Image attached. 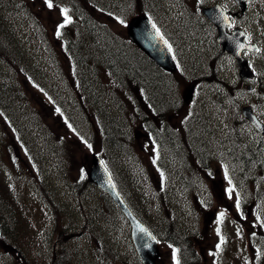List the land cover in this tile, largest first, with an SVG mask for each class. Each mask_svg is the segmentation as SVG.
Here are the masks:
<instances>
[{
  "label": "rangeland",
  "instance_id": "1",
  "mask_svg": "<svg viewBox=\"0 0 264 264\" xmlns=\"http://www.w3.org/2000/svg\"><path fill=\"white\" fill-rule=\"evenodd\" d=\"M2 1L9 5H0V40L4 41L3 34H12L24 54L30 56L32 65L45 69L37 83L31 79L28 82L20 70L15 71L0 59V81L12 83L21 94L16 103L9 94L0 96L10 99L8 104L13 110L23 99L29 114V119L13 116V126L0 116V191L13 192L24 213L25 221H19L17 208L18 241L23 245L26 239L29 264H47L48 245L59 230L64 240L58 252L65 255L55 257V264H141L124 218L115 208L111 210L104 195L88 183L87 165L94 154L103 159L129 205L155 233L159 241L157 264H177L173 242L181 252L178 264H190V255L182 243L185 236L191 238L189 244L195 254L201 252L203 264H225L221 257L228 242L229 252L224 261L228 258L230 264H254L263 255L260 264H264V143L259 147L260 137L243 122L237 126L234 119L237 107L247 102L264 122V2H255L259 23L253 26L255 30H249L260 52L250 58L245 55L263 83V87L255 86L258 93H254L235 83L238 76L234 60L218 55L207 30H191L193 26L202 28L199 17L201 25L196 24L194 15L199 5L216 1L230 4L229 0H181L187 12L180 23L177 0H126L124 12L129 17L140 10L156 20L163 29L158 31L179 62L180 70L170 80L173 98L178 97L188 107H182L181 116L168 117V125L186 134L188 141L180 144L179 136L172 134L167 136L174 137L170 148L157 149L144 132L142 114L148 112V106L142 93L123 85L107 67L100 65L96 67L97 79L92 90L100 98L99 107L109 112L117 133L125 139L124 146L115 149L100 145L94 133L97 119L78 115L80 108L73 100L69 109L74 114L77 132L58 111V105H62V110L67 108L59 95L62 91L58 78L65 69L61 62L56 67L49 63L46 40H55L51 50L61 52V44L56 41L58 30L64 24L65 29L81 30L76 15L68 14L63 20L61 9L67 8L66 1L59 8H50L45 0H0V4ZM75 7L89 14L92 11L88 0H78ZM100 21L107 22L103 18ZM29 30L40 33V42L31 39ZM112 30L125 35V26L117 21ZM210 58L217 61L213 78L209 77L207 66ZM65 68L72 73V67ZM54 75L59 81L53 79ZM219 79L227 83L226 90ZM191 84H195L196 91L189 104L183 98ZM79 93L83 98L86 90L80 89ZM169 98L172 99L171 94ZM19 121L27 130L26 145L17 140L15 125ZM230 126L235 127L236 139L230 144L234 150L246 143L258 158V168L252 174L240 175L244 182L241 192L224 186L227 171L232 177L238 173L236 159L227 155L229 144L224 139L231 136ZM183 146H187L188 153L208 156L200 161L203 172L193 167L192 157L191 164L184 160L187 154ZM186 163L191 166L190 174ZM160 178L166 189L163 192L158 190ZM224 188L230 192H222ZM237 195L244 207L241 214L230 208L236 205ZM49 199L54 203L52 207ZM211 212L214 217L205 227L204 217ZM19 245L18 264L19 258L25 261Z\"/></svg>",
  "mask_w": 264,
  "mask_h": 264
},
{
  "label": "trees",
  "instance_id": "2",
  "mask_svg": "<svg viewBox=\"0 0 264 264\" xmlns=\"http://www.w3.org/2000/svg\"><path fill=\"white\" fill-rule=\"evenodd\" d=\"M61 1L64 3V0ZM65 1L67 6V8H65L67 10L66 13L77 16L81 30L65 29L64 24L60 28L61 30H58V34L56 35V41H59L61 44V52L59 50H56V52L51 50L55 47V40H52L51 38L47 37L46 46L47 52H49V63L53 67H56V64L61 62L63 68L67 70H63V72L58 74V78L60 79L59 86L62 91L59 95L66 101L67 106L65 110H62V105H58V111L60 114L63 113L65 115L64 120L66 124L73 131L77 132L74 114L69 109L73 106L71 102L73 100V102L77 103L80 108L79 111L75 108L78 115L80 114L82 117H87L89 120H91L90 117L97 119L98 126H95L93 122L92 125L95 126L94 133L96 134L100 145L108 146L109 148L113 147L115 149H120L124 146V137L117 133L114 122L108 115L109 112L102 107H99L100 98L97 97L92 90L94 87V81L97 79L96 67L102 65L107 67L114 77H116L123 85H129L138 89L139 92L142 93V95H140L148 106V108L146 107L148 112L142 114L143 126L158 149H162L163 146L170 148V143L172 144L174 142V137L167 136L172 134L179 136L178 139L180 144H183V142L187 143L188 138L186 134H182L178 131V128L177 130L169 128L168 125V117L177 118L183 114L182 107H188L178 97L175 96V98H173V88L170 80H174L177 71L172 74L162 71L133 44H131L124 34L118 35L112 30V24H114V21H118L119 23L123 21V16L126 15L124 9L125 5H128V1L126 3V0H88L92 8L90 14L78 10L75 7L78 0ZM48 2L52 5L51 1ZM176 3L179 12L177 18L180 23L183 19V13L186 12V10L182 1L177 0ZM0 5L4 8L9 4L2 1ZM19 7H21V4ZM23 11L24 10L21 9V12ZM119 15H122V17L117 19ZM102 18L106 19L107 22L100 21ZM9 34H3V42L0 40V59L12 65L15 71L20 70L28 82L29 79H31L33 82L37 83V80L41 79L45 74V69L37 68L38 64L33 66L30 61V56L27 57L24 54L18 41L14 39L12 34L11 36ZM29 34L32 40L40 42V33L34 30H29ZM42 41L43 38L41 42ZM14 62L20 67H17ZM65 67H72V73L68 72L70 70ZM212 72L213 70L209 75L211 78L214 77ZM58 78L57 75H54L53 79L59 81ZM74 81L76 84H74ZM30 83L33 84L32 82ZM219 83L225 85L227 88V85L223 82L219 81ZM80 89L86 90V94L83 95V98L80 97ZM0 94L3 96H7L8 94L13 96L12 100L14 103H16L17 98L21 95L12 83L6 81H0ZM170 94L172 99L169 98ZM21 100L23 99L18 100V104H15L18 105V107L15 106V109L13 110L8 104L10 99L0 96V105H2L0 116L3 120H7L11 126H13L15 122L13 116L17 117L18 115V119L21 116L28 117L29 119V114L25 108L26 105L23 104ZM172 101H174V103H172ZM234 108L235 106L232 109ZM18 110L20 112L17 113ZM72 110H74V108ZM23 111L25 114H23ZM186 111L187 109H184V113H186ZM234 119H236L235 122L237 126L239 123H242L237 111L236 115H234ZM180 125H178L179 128ZM15 131L17 134V140L26 145L27 130L21 125L20 121L15 125ZM230 131L231 136L229 138H224L229 144L226 148L227 155L232 159L240 160L244 171H246L250 164V160H255L254 162L258 163L256 160L257 158L255 157L256 155L251 153L252 149L246 143H244L242 147L234 150L230 144L236 139L234 136L235 127L230 126ZM122 141L124 142L123 144ZM183 147L187 154L185 155L184 160H190L191 164L192 157L193 167L198 172H203L204 170L200 165V161L208 156L205 154L199 156L195 151L188 153L187 146ZM259 147H262V145ZM185 166L187 173L190 174L189 171H191V166L189 167L188 163H186ZM174 171H172V173H174ZM0 192L2 203L10 207L11 200L9 192L11 191L7 192L5 190ZM48 202L51 207L54 205L51 199H49ZM17 208L19 211V221L24 222V213L19 205H17ZM242 212H244V207H242ZM135 214L153 234L154 232L149 224L136 212ZM257 227H259L258 224ZM59 233L61 236V231ZM190 242V237H183L182 243H185L184 246L186 247L187 255H190V257L187 258L188 261L190 264H201L199 257L195 254L194 247L189 244ZM252 247H254V243L251 244V248ZM262 260L263 255H260L259 259L254 262V264H260Z\"/></svg>",
  "mask_w": 264,
  "mask_h": 264
},
{
  "label": "water",
  "instance_id": "3",
  "mask_svg": "<svg viewBox=\"0 0 264 264\" xmlns=\"http://www.w3.org/2000/svg\"><path fill=\"white\" fill-rule=\"evenodd\" d=\"M217 8L202 9L203 15L212 21L219 29L221 24L218 22V16L214 13ZM238 33L228 34L225 30H217V43L222 47L223 52L232 55L239 70L241 78L253 79L246 59L241 56L243 50L256 52V48L252 44L244 42V34L242 31ZM127 38L137 48L148 57L156 66L168 72L176 70V64L170 53L167 43L159 35L157 30L151 25L150 21L145 16H139L130 21L126 28ZM194 97V88L191 86L184 95V101H190ZM242 117L250 123L253 129L261 136H264V124H262L254 115L250 107L241 109ZM88 180L102 191L118 207L130 226V240L134 250L142 264H156L158 256L157 240L151 235L147 228L133 215L128 206L124 203L118 194L114 182L97 156H92L88 165ZM213 215H208L204 222L209 223Z\"/></svg>",
  "mask_w": 264,
  "mask_h": 264
},
{
  "label": "flooded vegetation",
  "instance_id": "4",
  "mask_svg": "<svg viewBox=\"0 0 264 264\" xmlns=\"http://www.w3.org/2000/svg\"><path fill=\"white\" fill-rule=\"evenodd\" d=\"M263 1L264 0H259ZM256 0H251L246 2V5L242 9L233 1L230 0V4L221 3V6L227 13L228 25L225 30L228 33H231L235 30H243L246 34V40L250 43H256L255 39L249 32V30H254L253 26L258 22L257 7L255 6ZM210 30H216L213 26ZM241 84L246 85L247 91L255 92L252 87L257 84L258 77L255 78L250 85H247L246 82L240 81ZM236 83V82H235ZM252 106V104H251ZM236 166V170H238ZM241 173H236L235 177H232L230 173L226 172V179L224 186L229 187L232 192H241ZM222 192H230V190ZM230 208H233L234 211L238 213V206L234 207L231 205ZM18 227L17 221L15 220V210L12 206L8 207L6 204L2 203L0 197V264H18L17 254H18ZM63 238L57 237L54 238L53 242H57L59 246L62 244ZM59 246L55 244L49 245L48 253H53L54 250H61Z\"/></svg>",
  "mask_w": 264,
  "mask_h": 264
}]
</instances>
